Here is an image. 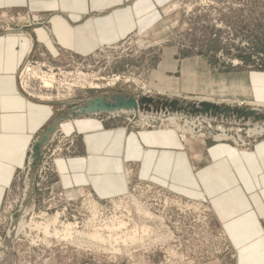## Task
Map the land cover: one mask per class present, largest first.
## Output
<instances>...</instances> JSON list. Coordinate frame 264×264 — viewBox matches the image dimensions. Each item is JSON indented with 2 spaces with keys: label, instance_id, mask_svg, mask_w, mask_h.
<instances>
[{
  "label": "rangeland",
  "instance_id": "obj_1",
  "mask_svg": "<svg viewBox=\"0 0 264 264\" xmlns=\"http://www.w3.org/2000/svg\"><path fill=\"white\" fill-rule=\"evenodd\" d=\"M125 4L135 14L132 28L113 42L84 50L56 42L47 46L36 38L34 29L48 32L58 11L0 9V31L28 28L35 38L19 69L18 85L28 98L53 108L51 123L56 124L40 158L34 157L33 148L41 135L2 195L0 264L238 263L237 250L204 193L194 198L190 190L176 192L140 176V163L128 161L123 170L126 192L98 195L84 179L83 134L70 124L64 130L63 123L87 116L135 134L160 135L193 162L213 144L252 150L264 141V133L251 131L261 129L254 120L264 124V0H131ZM28 31L21 34L29 35ZM29 69L52 78V87H42V79ZM244 80L249 83V98L238 94ZM115 95L135 97L138 112L82 113L93 97L111 100ZM203 98L226 105L230 116L192 114L189 107L174 110L166 105L175 100L178 106L181 102L199 105ZM253 105L259 109L247 121L232 111ZM177 111L181 113L175 117ZM79 159V167L69 166ZM174 197L202 201L207 212L200 211L201 206L196 211L173 206ZM56 217L52 231L71 224L80 236L73 233L75 239L65 240L36 227Z\"/></svg>",
  "mask_w": 264,
  "mask_h": 264
},
{
  "label": "crops",
  "instance_id": "obj_2",
  "mask_svg": "<svg viewBox=\"0 0 264 264\" xmlns=\"http://www.w3.org/2000/svg\"><path fill=\"white\" fill-rule=\"evenodd\" d=\"M128 1L0 0V9L58 11L48 32L34 29L36 38L41 37L47 46L56 42L64 48L84 50L113 42L132 28L135 14L125 4ZM23 30L0 31V202L24 165L29 147L54 119L48 103L28 98L19 88L18 72L35 40L28 28ZM25 31L29 35L21 34ZM238 94L252 96L247 80L241 82ZM69 124L83 134L84 179L98 195L124 194V165L137 161L144 178L179 193L190 190L194 198L204 193L237 250V264H264V141L250 151H239L227 143L213 144L193 162L160 135L135 134L87 116L63 123L64 130ZM81 159L71 160L69 166L79 167ZM247 259L252 262L246 263Z\"/></svg>",
  "mask_w": 264,
  "mask_h": 264
},
{
  "label": "water",
  "instance_id": "obj_3",
  "mask_svg": "<svg viewBox=\"0 0 264 264\" xmlns=\"http://www.w3.org/2000/svg\"><path fill=\"white\" fill-rule=\"evenodd\" d=\"M91 100V101H90ZM87 102H91L92 106L90 107L89 113L85 112L86 109H82V113L83 114H93L95 112H111V111H115L118 109H136L139 107V103L138 100L135 97H124L121 95H115L114 97L111 98V100H108L106 97L104 96H96L93 97L92 99H90ZM179 102L178 101H171L166 103V105H169L170 107H172L174 110L176 109H182L183 107L186 108H190L189 112L192 114H196V113H203V114H219L221 112L225 113L226 115H228V112L230 111V109L224 105H218V104H213V103H209V102H201L199 105H197L196 103H191V102H187L185 105L184 103H180V105L178 106ZM234 111L238 117H246L247 116H251L254 117L255 115V111L248 109L247 107H244L242 109H234L232 110ZM74 115H76V113H74ZM64 117V116H63ZM56 129V124L53 123L50 126L47 127L46 131H44L40 137V139L38 140V142L35 144L33 150H34V157L36 159H39L41 156V152L43 147L47 144V140L48 137L51 133H53Z\"/></svg>",
  "mask_w": 264,
  "mask_h": 264
},
{
  "label": "bare ground",
  "instance_id": "obj_4",
  "mask_svg": "<svg viewBox=\"0 0 264 264\" xmlns=\"http://www.w3.org/2000/svg\"><path fill=\"white\" fill-rule=\"evenodd\" d=\"M3 15L5 16V13H3ZM29 71H32V73L35 75V76H37V78H40V80L42 79V82H43V86L42 87H45V88H50V87H52V78L50 79V78H47L44 74H42L41 72H39L37 69H29ZM33 75V76H34ZM203 101H205V102H208V101H210V100H207V99H205V98H203V99H200L199 100V102L201 103V102H203ZM224 102H227V101H224ZM92 103L91 102H89L88 103V107L86 108V107H84V108H82V109H86V111L85 112H88L89 113V110H90V107L92 106L91 105ZM252 104H256V105H261V104H258V103H252ZM258 107V106H257ZM256 106H252L251 107V109L250 110H253V111H257L259 108H257ZM263 108V107H262ZM81 109V110H82ZM138 109H139V107L138 108H136V109H118V110H115V111H111V113L112 114H118V113H122V112H129V113H131V112H138ZM96 113V112H95ZM100 113V112H99ZM178 113V114H177ZM177 113H175V117L177 116V115H180L179 113H181V112H178L177 111ZM232 114V113H231ZM182 115V114H181ZM229 115V114H228ZM173 116V115H172ZM230 116V115H229ZM250 116V115H249ZM174 117V118H175ZM228 117V116H227ZM174 118L172 117V120H174ZM207 118V117H206ZM212 117H209V119H211ZM235 118V117H234ZM234 118L232 117V119H233V121H234ZM246 118V117H245ZM223 119V118H222ZM230 119V118H229ZM228 119V120H229ZM231 119V120H232ZM240 119V118H239ZM242 119V118H241ZM257 120V119H256ZM256 120H254V123L256 124V127H260L261 129H260V131L258 132V133H256V131L254 130H251L252 131V133H254L255 135L256 134H259V135H261V134H263L264 133V124H260V123H258V121L256 122ZM226 121V120H225ZM237 121V120H236ZM235 121V122H236ZM240 121V120H239ZM246 121H247V118H246ZM251 121V120H250ZM245 123H247V122H245ZM250 124V123H249ZM176 133V132H175ZM252 133H250V134H252ZM174 134V133H173ZM222 135V134H221ZM189 206H191V207H193L195 210L196 209H198V208H200V206L202 207V205L200 204V203H198V202H194V203H192V204H190ZM26 222V221H25ZM56 222H58V217H56L54 220H53V222L52 223H40V224H36V227H38L39 229H42V230H44V232L46 233V235H52V236H55V237H58V238H63V239H65V240H68V239H70V240H72V238H74L75 236L73 235V233L74 234H76L77 235V237H79L80 236V232H78V231H76V230H74V225H71V224H68V225H64L63 226V229H60V230H58V229H56V227H53L52 229H54L53 231L50 229V226L52 225V226H54L55 225V223ZM57 224V223H56ZM85 235V234H84ZM85 236H87L88 237V235H85ZM84 236V237H85ZM96 236V235H95ZM97 237V236H96ZM75 239V238H74ZM77 240L79 241V239L77 238ZM102 241H103V239H102Z\"/></svg>",
  "mask_w": 264,
  "mask_h": 264
},
{
  "label": "built area",
  "instance_id": "obj_5",
  "mask_svg": "<svg viewBox=\"0 0 264 264\" xmlns=\"http://www.w3.org/2000/svg\"><path fill=\"white\" fill-rule=\"evenodd\" d=\"M160 196L162 197V195H160ZM175 198L178 199L179 201H177ZM166 199H169V198H166ZM170 202L173 206H177L178 208L184 207V208H187V209L192 210V211H196V210H194V208L189 206V205L194 203V202H198L202 205V209L200 211H202L204 214H206V212H207V208H206V206L203 205L202 201H198V200H185V201H183L180 198L174 197L171 199Z\"/></svg>",
  "mask_w": 264,
  "mask_h": 264
}]
</instances>
